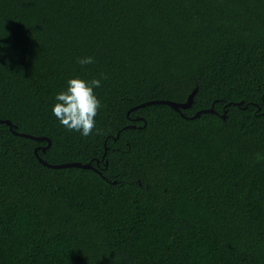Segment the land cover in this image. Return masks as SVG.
<instances>
[{"label":"trees","instance_id":"trees-1","mask_svg":"<svg viewBox=\"0 0 264 264\" xmlns=\"http://www.w3.org/2000/svg\"><path fill=\"white\" fill-rule=\"evenodd\" d=\"M0 120V264H264V0H0Z\"/></svg>","mask_w":264,"mask_h":264},{"label":"clouds","instance_id":"clouds-1","mask_svg":"<svg viewBox=\"0 0 264 264\" xmlns=\"http://www.w3.org/2000/svg\"><path fill=\"white\" fill-rule=\"evenodd\" d=\"M93 62L90 56L78 60L81 67ZM100 86V79L91 81L80 78L68 79L64 90L56 94L54 98L52 115L67 130L78 132L82 137H89L96 128L95 117L101 108V102L94 94V89ZM95 134L99 135V129Z\"/></svg>","mask_w":264,"mask_h":264},{"label":"water","instance_id":"water-1","mask_svg":"<svg viewBox=\"0 0 264 264\" xmlns=\"http://www.w3.org/2000/svg\"><path fill=\"white\" fill-rule=\"evenodd\" d=\"M196 91H197V89H195L189 95V97L187 98V101L185 103H175V102H171V101H153V102H148V103L142 104V105H140L138 107H135V108L131 109L128 112V114L130 112L134 111V110H137L139 108H143V107L148 106V105H167L168 107L173 109L175 112L179 113L182 117H184L182 111L188 110V109H190L192 107L193 99L195 97ZM230 105H232V104H228L227 106H230ZM234 105L240 107L242 105V103H237V104H234ZM202 114H215V111L213 110V108L208 109V110H203V111L197 112L191 119L199 118ZM225 115H226V111L223 112L222 119H225ZM0 124L7 125L10 128V130L13 132V134L16 135V136L29 138V139H32V140H35V141H38V142L39 141H47L48 145H47V147L45 149L49 148L50 145H51L50 141L47 140L46 138H35V137H31V136H28V135H25V134L16 133L15 129L12 126V124L10 123V121L0 120ZM45 149H43L42 151L45 152ZM38 160L40 161V163L42 165H44L45 167L51 168V169L79 168V169L97 171L90 164H84L83 165V164H80V163H70V164L52 166V165H49L46 162H44L40 157H38Z\"/></svg>","mask_w":264,"mask_h":264}]
</instances>
